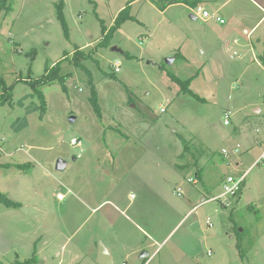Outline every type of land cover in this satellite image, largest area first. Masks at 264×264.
<instances>
[{
	"label": "rangeland",
	"instance_id": "obj_1",
	"mask_svg": "<svg viewBox=\"0 0 264 264\" xmlns=\"http://www.w3.org/2000/svg\"><path fill=\"white\" fill-rule=\"evenodd\" d=\"M60 1L11 0V10L0 13V191L24 204L0 203V264L30 258L38 238L52 236L62 221L71 234L87 216L86 192L96 201L114 192L125 209L128 193L138 190L153 203L151 264H264V163L247 172L238 202L237 196L209 199L223 191L224 178L238 177L253 162L222 150L239 139L245 149L235 128L264 122L262 9L253 0H229L221 12L227 0L200 2L223 14L220 24L191 18L198 6L161 11L153 0H64L62 20ZM126 7L108 46L101 45ZM256 23L253 33L244 32ZM225 40L229 50L220 48ZM76 47L90 54L83 66L75 65ZM234 51L241 56L231 59ZM47 62L71 75L64 83L39 81L42 111L31 81L46 72ZM253 149L257 157L264 144ZM59 158L68 162L64 170L56 169ZM200 166L205 183L190 182ZM208 183L215 184L212 194L205 193Z\"/></svg>",
	"mask_w": 264,
	"mask_h": 264
},
{
	"label": "crops",
	"instance_id": "obj_2",
	"mask_svg": "<svg viewBox=\"0 0 264 264\" xmlns=\"http://www.w3.org/2000/svg\"><path fill=\"white\" fill-rule=\"evenodd\" d=\"M175 1L178 2L166 5L163 8L160 7L157 3L156 4L159 6V9L161 11H165L170 6L176 4H184L188 7L190 6V8L193 10L194 7L196 6H198V8L202 7L199 5V3L207 0H175ZM228 1L229 0H227L220 8H218L220 12L222 7L226 6ZM253 1L256 2V4L264 12V6L261 5L256 0ZM211 13L216 16L222 17L226 22V19L223 16V14H220L219 12L218 13L211 12ZM197 16L203 20H208V19H204L202 15L199 13V11L193 10L191 14V18L195 19ZM263 19H264V14L261 17V20ZM209 20H214L215 22H218L214 17L209 18ZM218 23L224 24L221 22ZM258 23H256V25L249 32L246 29L244 30V32L249 34L253 33V30L255 29ZM233 42L234 44H239L240 39L234 38ZM253 43L246 45L247 47L252 48L251 45L255 46ZM220 48L221 49L227 48V50H229L230 45L228 44V41L226 40L222 41L220 43ZM238 56L241 55L237 51H234L233 53L230 54L231 59H235ZM169 59H171L172 61L168 62ZM174 59L175 57H170L167 59V62L171 64L173 63ZM253 59L256 60L255 57ZM116 63L120 64V60H116L114 64ZM198 75L199 72L193 76V80ZM251 111L255 115H260V113L262 112V110L258 107H253ZM254 111H256L257 113ZM250 124L249 122L242 123L241 126L236 127L235 128L236 130H234V133L237 137H244V140L246 141L244 142L245 149H242V145H241L242 143H240L241 141L240 139L236 141L235 146L231 147V149L230 148L228 149L231 157L234 154H238L236 158H238L240 162H244V160L250 162L251 160H253L249 168L247 170H242L240 173L241 175L245 173L246 176H247V172L250 169H252L253 166L257 165L255 164L256 161L264 152L263 149L262 152L257 157L252 156L254 154L253 148L256 147V145L262 147V145L264 144V122L262 123V128L261 127L256 128L253 125V123ZM248 125L251 126V129L248 128ZM236 164L239 165V163ZM202 167L203 166H200L198 173L195 176L196 177L195 179L197 181L195 183H198V178L201 180V182H203V184L205 183L204 178L206 177L202 173H200ZM228 176L231 175L229 174ZM226 178H224V182ZM205 186H206L205 193L212 194L215 184L208 183L205 184ZM128 191L129 190H127L126 192ZM144 191L147 192L148 190H144ZM136 192L131 191V193H128V197L130 198L131 202L126 207H124L125 209H123L122 207L123 205L121 202L122 201L121 198L117 199L114 192L111 197L102 198V196L99 195L98 201H96V199L93 197L92 194H88L86 192V197H83L82 200L83 206L85 207V211L87 212V216L85 220L81 223V225H79L76 229H74L73 232H71V234L67 233V231L63 228L69 223L62 221L60 222L61 225L59 229L55 230L54 231L55 233L52 234V236L47 238V236L45 237L44 235H42L40 238H38L33 248V252L35 251V258H36L33 264H99L98 256H99L100 247L105 248L107 250L112 264H151L155 259L154 258L155 252L152 255H150V252L147 251L149 245L150 246L154 245V241H153L154 238L152 236V231H151L152 224H148V219H151L152 216L153 203L152 201L148 202V199H143L144 198L143 192L140 193L142 197L141 199L139 196L140 190ZM132 195H134V197H132ZM240 196L234 202H238ZM214 197L217 196L210 197L209 199L211 198L213 199ZM205 198L206 197L202 196L200 200L205 201ZM93 200H95L96 203H92L91 201ZM21 204H22L21 207L14 209L22 208L24 204L23 203ZM250 204H251L249 206L250 208L255 207L253 206L254 205L253 203ZM195 207L196 205L193 208ZM233 211L234 210H232V212ZM232 217L233 214H231L230 216L231 220ZM49 225H52V223ZM73 227L74 226H71L70 228ZM144 251L147 252V255L143 254ZM185 254L187 253L185 252ZM208 254L210 255L211 253L208 252Z\"/></svg>",
	"mask_w": 264,
	"mask_h": 264
},
{
	"label": "trees",
	"instance_id": "obj_3",
	"mask_svg": "<svg viewBox=\"0 0 264 264\" xmlns=\"http://www.w3.org/2000/svg\"><path fill=\"white\" fill-rule=\"evenodd\" d=\"M11 0H0V13L2 11H9L11 10L12 8V4L10 3ZM155 3H157L160 7H165L166 5H169V4H172V3H175V2H178V1H175V0H153ZM64 6H65V3H64V0H61L59 3L56 4V10H57V16L62 19L63 17V9H64ZM127 8L126 7L120 14L119 18L117 19L116 21V24L110 28L108 30V33L106 34L104 40L101 42V45L103 46H108V42L111 40L112 36H113V33L114 31L117 29V27L119 26L120 22V18L121 16L123 17V19H121L120 21L124 20L127 16ZM63 20V19H62ZM103 31L105 32L106 31V27L103 26ZM68 36V35H67ZM90 54H85L82 50H80V48L76 47L75 48V52H74V62H75V65L76 66H83L81 64V59L82 58H89ZM262 60L264 61V55L262 56ZM60 65L58 64V66L52 68V69H49V66H48V62L46 63V67H45V70L46 72L36 81H31L32 83V87L35 91V93L39 96V98L41 99V104L38 106L40 110L44 111L43 108H44V105H45V108H46V101H45V98H44V95H43V92L39 90V88H37V85L39 84V81L41 82H55V81H59L61 83H64L63 81L71 74H67V75H62L61 74V71H60ZM84 68V67H83ZM90 74V73H89ZM172 77L173 78H176V76L174 74H172ZM193 80V77L192 78H189L187 79V81L185 82L186 84H189L192 82ZM2 82V80H1ZM91 82V81H90ZM92 83V82H91ZM91 103L92 105L94 106L95 108V111L98 113L99 115V108H98V105H97V101H96V88L93 84H91ZM183 90H186V91H189V93H191L193 96H195V93L190 90L189 88L187 87H183ZM5 91H7V88L5 87ZM37 107V108H38ZM245 184V183H244ZM244 184H243V187H244ZM243 187L241 188V190H239V192H237V194L235 196H237V198L241 195L242 193V190H243ZM234 196V197H235ZM0 203H3L6 207H11V208H19L21 207V202H18V201H15V200H12L8 197V195L6 193H3L0 191ZM237 247L239 248V252L241 254V256L244 258L245 257V252L242 248V245L241 243L239 242L237 244ZM36 258H35V251L33 252L32 256L28 259H25L23 261H19L17 260L16 263L14 264H33L35 262Z\"/></svg>",
	"mask_w": 264,
	"mask_h": 264
},
{
	"label": "built area",
	"instance_id": "obj_4",
	"mask_svg": "<svg viewBox=\"0 0 264 264\" xmlns=\"http://www.w3.org/2000/svg\"><path fill=\"white\" fill-rule=\"evenodd\" d=\"M198 11L199 13L202 15V17L204 19H209V18H215L218 22H221V23H224L225 20L220 17V16H216L212 13H210L209 11L203 9V7H199L198 8ZM114 67H115V71H120V64L119 63H116L114 64ZM165 109L163 108L162 111H164ZM231 115H232V112L231 110H228L225 112V120H224V123L226 125L230 124V118H231ZM76 141V140H74ZM223 154L226 156V157H229L230 156V152L229 150H223ZM259 163H264V152L261 154V156L258 158V160L256 161L255 164H259ZM245 179H246V174L243 173L242 175L236 177V176H227V178L225 179V182L223 184V191L222 193L217 196V197H214L213 199H218V198H221V197H225L226 199H230V197H233L237 194V192H239V190H241V188L243 187V184L245 183ZM190 182H197L195 178H191L189 179ZM177 194L178 195H182L183 194V191L181 188H178L177 189ZM132 197H134V195H132ZM58 198L59 199H64L65 196L64 194H58ZM207 224L209 226H213V223H212V220L210 217H208L207 219Z\"/></svg>",
	"mask_w": 264,
	"mask_h": 264
},
{
	"label": "water",
	"instance_id": "obj_5",
	"mask_svg": "<svg viewBox=\"0 0 264 264\" xmlns=\"http://www.w3.org/2000/svg\"><path fill=\"white\" fill-rule=\"evenodd\" d=\"M171 61H172L171 59L168 60V62H171ZM69 120L71 123H74L76 120V116L70 115ZM74 159H75V157H74ZM67 164H68L67 160H65L63 158H59L57 160L56 169L57 170H64L67 167ZM143 254L147 255V252L144 251ZM98 262H99V264H112L110 257H109V254L105 248L100 247Z\"/></svg>",
	"mask_w": 264,
	"mask_h": 264
}]
</instances>
